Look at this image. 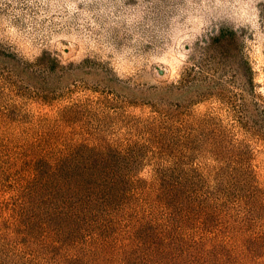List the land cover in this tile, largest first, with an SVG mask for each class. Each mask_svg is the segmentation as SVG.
<instances>
[{"label":"rangeland","instance_id":"374dc122","mask_svg":"<svg viewBox=\"0 0 264 264\" xmlns=\"http://www.w3.org/2000/svg\"><path fill=\"white\" fill-rule=\"evenodd\" d=\"M206 140L264 187V0H0V264L52 254L55 224L38 219L63 192L43 185L46 160L89 145L149 173L191 145L217 152ZM112 193L97 213L113 221L167 217L156 190ZM150 236L132 244L155 247ZM253 257L264 264V245Z\"/></svg>","mask_w":264,"mask_h":264},{"label":"trees","instance_id":"16d2710c","mask_svg":"<svg viewBox=\"0 0 264 264\" xmlns=\"http://www.w3.org/2000/svg\"><path fill=\"white\" fill-rule=\"evenodd\" d=\"M149 140L140 147L159 144L163 138ZM206 143L217 152L191 145L190 155L170 156V161L176 160L175 168L149 173L129 168L135 162L118 150L101 152L89 145L56 161L43 157L39 162L46 160L50 171L47 181L46 175L41 176L43 185L62 191L63 202L43 196L46 215L38 221L55 224L54 241L44 242L52 254L33 255L27 264H256L253 252L264 245V187L256 173L249 171L252 165L220 155L215 141ZM170 144L173 149L177 143L171 138ZM36 172L34 179L41 175ZM125 189L135 195L139 189H149L156 190L157 197L166 196L167 217L159 208H153L159 217L146 216L144 222L126 213H117L114 221L104 212L97 213L112 199V192ZM55 205H59L56 210ZM83 208L85 212L78 216ZM222 215L224 221H220ZM76 231V243L68 252L55 249ZM139 233L154 237L155 247L133 245ZM234 248L241 252L234 253Z\"/></svg>","mask_w":264,"mask_h":264}]
</instances>
